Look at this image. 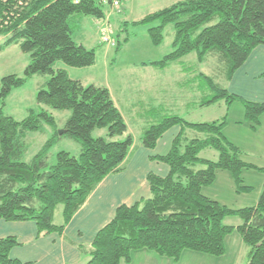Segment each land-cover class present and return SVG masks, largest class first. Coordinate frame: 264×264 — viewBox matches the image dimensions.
I'll use <instances>...</instances> for the list:
<instances>
[{
    "label": "trees",
    "instance_id": "obj_1",
    "mask_svg": "<svg viewBox=\"0 0 264 264\" xmlns=\"http://www.w3.org/2000/svg\"><path fill=\"white\" fill-rule=\"evenodd\" d=\"M104 5L103 0H0V36L7 37L0 49L18 44L31 57L25 76H5L0 90V219L34 221L39 236L63 233L98 184L109 174L126 168L135 148L134 136L128 133V125L107 86H85L66 70L54 69L58 61L72 67L96 63V49L78 43L74 30L76 20L81 24L85 18L82 16L104 19ZM157 21L158 25L149 28L156 46L164 41L165 28L175 26L173 51L161 61L150 62L161 67L192 52L198 54L201 63L213 55L219 60L220 75L229 81L254 49L264 46V0H184L134 23ZM120 46L118 41L116 47ZM36 74H51L46 88L37 95L38 103L71 111L65 133L82 145L78 156L59 152L52 165L48 156L56 138L48 140L26 162L24 135L40 130L44 123L55 125V117L45 109L31 110L19 122L2 111L12 90ZM194 75L193 82L191 77L187 83L195 86L197 106L222 100L230 105L238 100L243 102L252 128L259 126L264 102L231 93L206 73ZM226 124V117L191 122L178 113H164L143 128L141 144L152 149L166 131L181 126L170 152L154 157L168 164L170 173L166 177L149 174L151 195L135 205L118 207L114 219L97 233L88 264H120L142 249L176 261L185 250L221 256L226 252V237L235 229L225 223L231 216L242 221L237 230L250 248L247 264H264V193L255 206L233 209L202 191L216 181L222 170L233 175L239 190L248 188L242 186V174L255 166L243 160L241 148L227 138ZM98 128H107L108 137L94 138ZM120 136L125 138L115 139ZM206 149L216 150L218 159L202 157ZM59 205L64 206L62 224L55 222ZM18 244L14 236L0 238V264H27L10 256ZM81 249L85 251V247Z\"/></svg>",
    "mask_w": 264,
    "mask_h": 264
},
{
    "label": "crops",
    "instance_id": "obj_2",
    "mask_svg": "<svg viewBox=\"0 0 264 264\" xmlns=\"http://www.w3.org/2000/svg\"><path fill=\"white\" fill-rule=\"evenodd\" d=\"M180 1L184 0H145L143 5L147 6V10L142 14V18ZM130 2L131 0L125 6L122 0V12L120 13L129 14ZM160 2V6L155 8V5ZM113 12L116 11L112 9L110 4V9L106 11V17L99 19L100 23L96 21V23H99H97L98 30L95 36L97 37L95 43L98 45H102L100 42L102 23L106 20L109 22L113 20ZM125 19L128 20V16ZM84 20L89 19L85 17ZM87 43H90V41ZM81 44L88 48L85 42ZM147 63L150 62L143 61L136 65L142 68H158L149 67ZM159 67L162 68L161 66ZM107 87L128 125L127 117L123 112V104L120 103L119 97L115 96L112 85ZM229 90L245 99L264 102V46L260 45L255 48L244 65L235 72L229 84ZM135 93L136 95L130 100V104L139 111V118L144 121L143 127L154 121L161 114L163 115V113H178L181 116L185 114L183 117L186 118L193 114L192 110H195V108L199 107L202 109L212 106L200 107L195 103L189 102L184 105L185 108H183L182 113L180 109L184 106L180 105L179 107L176 103H170L162 96H144L141 84ZM193 98H195V95ZM130 104L128 103L126 110L129 109ZM140 107L142 108L140 109ZM233 107L234 103L227 104L226 110L222 111L218 116H214V118L190 121L205 122L226 117L225 135L241 148L243 160L257 167H264V146L260 147L258 139L252 135L254 134L252 131L257 133V130L254 131V128L246 120L244 108L241 109L238 117L232 118L231 111ZM156 114L157 116H155ZM260 120V124L256 129L264 126V115L261 116ZM181 130L180 125L173 126L162 135L156 147L152 149L146 148L141 144L142 137L139 140H135V148L126 163V168L123 171L109 174L98 184L84 205L65 226L63 233L54 232L39 236L37 224L34 221L9 222L0 219V238L14 236L19 242L11 250V258L27 264H88L91 258L89 250L97 233L114 219L118 207L135 205L151 195V187L148 180L149 174L153 173L166 177L170 173L169 165L154 157L168 154ZM247 153L250 155H247ZM219 178L227 183L230 189L229 195H222L218 191L209 189L208 191L206 189L211 188L213 185L203 187L202 191L205 195L230 208L241 209L255 206L264 193V184L259 186L256 192L257 195L253 198L249 195V187L251 188V185L246 186L248 188L239 192L236 188L234 177L229 171H219L216 181ZM237 218L239 217L231 216L225 220L227 225H232L235 229L226 237V252L221 256L185 250L180 259L176 261L153 250L142 249L134 251L130 261H122L120 264H247L250 248L237 231V227L242 223L241 219ZM63 221V212L61 217L56 218L55 214V222L57 224H62ZM81 247H85V251Z\"/></svg>",
    "mask_w": 264,
    "mask_h": 264
},
{
    "label": "rangeland",
    "instance_id": "obj_3",
    "mask_svg": "<svg viewBox=\"0 0 264 264\" xmlns=\"http://www.w3.org/2000/svg\"><path fill=\"white\" fill-rule=\"evenodd\" d=\"M123 1L125 6H127L129 0ZM144 2L145 0H131L129 14L119 13V11L113 12V20L110 22L115 34V43L118 41L121 43L119 48L102 43L101 38L102 45L95 43L97 39L95 36L98 30L97 23H100L99 19L93 16H82L89 20H80L81 24L76 20L78 26L74 30L75 40L78 43L85 42L88 48L96 49V63L90 67H72L63 61H58L54 66L55 71L66 70L72 78L81 80L85 86L90 84L99 86H104L105 84L107 86L112 85L115 96L119 97L120 103L124 106L123 112L127 117L129 133L134 136L135 140H139L143 136L144 121L139 118L140 113L136 107L135 109L131 106L130 100L136 95L135 92L140 84L144 96L159 95L168 102L176 103L180 107V105L184 106L186 103L195 102V98H193L195 93L197 94V91L194 89L195 86L187 83L191 77L193 82L194 74L202 72L211 75L218 82L226 86L228 90L232 80L227 81L225 76L222 77L220 75V64L217 57L210 55L205 62L201 63L196 52H192L180 60L170 63L167 67L160 68L150 63H147L149 67L158 68H142L137 66L136 64L143 61L155 62L164 59L166 55L173 51V40L175 37V26L174 24H169L164 31V41L161 45L156 46L150 37L149 28L158 25L159 21L152 24L134 23V21L139 22L143 19L142 14L147 10V6L143 5ZM160 4L161 2L155 5V8H158ZM108 7L110 9L109 3L104 5V9L107 11L109 10ZM127 16L128 20L125 19ZM96 21L98 22L96 23ZM6 40V36H0V47L4 45ZM88 41L90 43H87ZM30 61V54L22 51L18 44L0 49V90L5 76L15 74L19 77H24L25 70ZM50 78L51 74H36L30 77L23 86L12 90L6 99L5 105L2 106L4 114L14 117L19 122L26 119L31 110L40 112L42 109H45L55 117V125L44 123L40 130L27 131L25 133L24 141L27 145V151L24 160L26 162H30L47 141L54 137L56 138V142L50 149L48 156L50 165L56 163L57 154L61 151L69 152L74 156H78L82 151V145L78 140L70 137L67 133H60V131L65 130L64 126L67 119L71 116V111L52 109L49 106L40 105L37 101L39 91L44 87L46 88V84ZM128 103L130 104L129 109L126 110L125 108L128 106ZM233 103L232 118L238 117L241 109H245L243 102L237 100ZM183 108L185 106L180 109L182 113ZM226 108L227 103L222 100L210 108H195V110H192L193 114L190 117H186V119L190 121L214 118V116H218L222 111H225ZM182 116H185V114H182ZM256 130L257 133L252 131L254 133L252 135L258 139V145L262 147L264 146V126L254 129V131ZM93 137H108L107 128H98L94 132ZM124 138V136H120L115 139L123 140ZM247 155L250 154L247 153ZM201 156L217 160L218 152L213 149H206L202 152ZM249 164L255 166V168L250 167L243 171L242 186H252L251 188L249 187V195L253 198L257 195L256 192L259 186L264 184V167H257L252 163ZM202 167L200 166L199 168ZM211 185H213L211 188L206 189L218 191L222 195L230 194L227 183L221 178ZM236 188L239 192H242V190L238 189L237 185ZM63 208V205L57 207L56 218L61 217Z\"/></svg>",
    "mask_w": 264,
    "mask_h": 264
},
{
    "label": "built area",
    "instance_id": "obj_4",
    "mask_svg": "<svg viewBox=\"0 0 264 264\" xmlns=\"http://www.w3.org/2000/svg\"><path fill=\"white\" fill-rule=\"evenodd\" d=\"M75 2H78L79 0H74ZM104 3H108L109 0H103ZM112 7L117 10V11H121V5H122V1L121 0H112L111 2ZM114 31L113 28L110 24L109 21H105L102 23V27H101V41L102 43H107L109 45L115 46V39H114Z\"/></svg>",
    "mask_w": 264,
    "mask_h": 264
},
{
    "label": "water",
    "instance_id": "obj_5",
    "mask_svg": "<svg viewBox=\"0 0 264 264\" xmlns=\"http://www.w3.org/2000/svg\"><path fill=\"white\" fill-rule=\"evenodd\" d=\"M60 133L62 134V133H65V130H63V131H60Z\"/></svg>",
    "mask_w": 264,
    "mask_h": 264
}]
</instances>
